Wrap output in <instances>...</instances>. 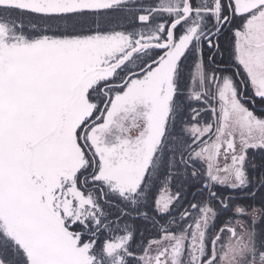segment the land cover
I'll return each instance as SVG.
<instances>
[{"label":"snow or ice","instance_id":"snow-or-ice-1","mask_svg":"<svg viewBox=\"0 0 264 264\" xmlns=\"http://www.w3.org/2000/svg\"><path fill=\"white\" fill-rule=\"evenodd\" d=\"M253 150L264 0H0V264H264Z\"/></svg>","mask_w":264,"mask_h":264},{"label":"flooded vegetation","instance_id":"flooded-vegetation-1","mask_svg":"<svg viewBox=\"0 0 264 264\" xmlns=\"http://www.w3.org/2000/svg\"><path fill=\"white\" fill-rule=\"evenodd\" d=\"M220 44H221V49L222 51L227 47L228 44V39H227V34L224 36L220 37ZM210 53L207 50V46H205V57H207ZM229 57L227 56V53L225 52L224 57H221L219 54H217V61L227 64ZM249 107H251V104H249ZM261 107L259 100H257L256 103V109L258 110ZM257 114H260L259 111H257ZM249 159L256 165V167L254 169L250 168L249 169V173L251 176L257 178V180H259V178L261 176H264V151H259V150H253L249 152ZM192 191L193 189L188 188V192H187V197L190 199L191 195H192ZM221 191H223L224 195H234L236 197H242V196H247L248 193L245 192H241V191H236V192H230L229 190L226 189H221ZM264 200V189H260V191L257 193L256 197H255V201L252 200H242L239 202L245 203V204H251L253 202H255L256 204H260V202ZM228 216V213H225L223 216L220 217V219L217 221V226H219L220 222H222L224 219H226ZM264 219V218H262ZM139 225L141 226V230H144L147 225L143 220H137L136 221V226L139 230ZM264 233V231H263Z\"/></svg>","mask_w":264,"mask_h":264},{"label":"rangeland","instance_id":"rangeland-1","mask_svg":"<svg viewBox=\"0 0 264 264\" xmlns=\"http://www.w3.org/2000/svg\"><path fill=\"white\" fill-rule=\"evenodd\" d=\"M25 23L27 24L28 21L27 19L25 20ZM33 23H36V21H33ZM177 183H179V181H177ZM188 192V189H187ZM187 194V193H186ZM259 205V204H257ZM256 232L260 235H264L263 231H264V219L260 218L257 223H256ZM139 230H141V226L139 225Z\"/></svg>","mask_w":264,"mask_h":264}]
</instances>
